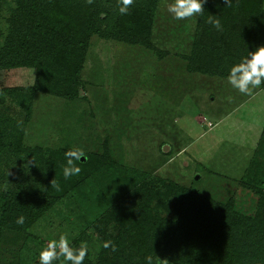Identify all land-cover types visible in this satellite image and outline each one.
I'll return each mask as SVG.
<instances>
[{
	"label": "rangeland",
	"instance_id": "374dc122",
	"mask_svg": "<svg viewBox=\"0 0 264 264\" xmlns=\"http://www.w3.org/2000/svg\"><path fill=\"white\" fill-rule=\"evenodd\" d=\"M155 1L142 40H128L132 31L119 32L120 38L92 34L84 40L83 35L78 75L55 61L38 77L33 70L10 69L15 80L0 72V86L34 87L37 77L31 92L19 90L20 98L1 95L2 117L23 127L20 152L0 158V191L47 189L53 170L63 173L66 153L82 152L81 163L75 161L81 171L69 177L67 192L41 218L21 232L0 227V264H39V249L60 235L74 248L86 246V257L96 263L104 234L115 235L129 210L175 218L176 186L215 202L230 200L244 216L257 213L256 176L264 175V83L241 93L227 76L193 68L200 63L191 54L199 14L176 19L168 10L173 0ZM16 2L0 0V47ZM102 2L116 8L121 0ZM251 18L238 22L240 33L252 30L245 38L247 51L264 44V16ZM162 143L170 145L169 153L161 152ZM35 146L57 156L42 163L25 152ZM154 264L168 262L156 258Z\"/></svg>",
	"mask_w": 264,
	"mask_h": 264
},
{
	"label": "trees",
	"instance_id": "16d2710c",
	"mask_svg": "<svg viewBox=\"0 0 264 264\" xmlns=\"http://www.w3.org/2000/svg\"><path fill=\"white\" fill-rule=\"evenodd\" d=\"M91 1L93 3L79 6L66 5L58 0H17L0 47V72L4 70L15 80L10 69L33 70L38 77L46 63L55 61L78 75L83 35L84 40L92 34L120 38L119 32L127 35L132 31L129 37L133 40H128L146 38L155 0H133L127 14H120L119 6L106 7L102 0ZM262 2L204 0L191 50L192 56H196L194 59H200V63L195 61L191 66L227 76L230 67L239 61L243 52H247L245 38L252 35L251 29L240 33L238 22H252L251 17L264 16ZM212 19L220 20L221 30L213 26ZM124 21L125 26L122 25ZM101 24L104 27H99ZM19 81L20 78L12 82ZM34 87L17 83L0 86V105L2 94L20 98V91L31 92ZM26 107L25 119L31 109ZM2 116L0 110V158L7 152H20L23 127V122L7 121ZM164 145H160L161 152L169 153L170 145L166 146L167 149ZM25 152L33 154L36 160H44L42 163L45 164L57 156L49 149L36 146L26 148ZM52 175V181L45 183L47 189L44 190H1L0 227L21 232L41 218L71 184L70 178L65 179L59 167ZM256 180L260 189L254 216L240 214L233 209L230 200L215 202L197 190L176 186L178 193H174L172 200L175 218L166 220L157 212L129 210L115 235L104 234L97 262L93 263L85 256L83 264H154L156 258L168 264H264V175L256 176ZM19 216L25 218L23 224L16 223ZM105 243L108 247L104 246ZM127 253L130 257L126 256Z\"/></svg>",
	"mask_w": 264,
	"mask_h": 264
},
{
	"label": "clouds",
	"instance_id": "9594fccd",
	"mask_svg": "<svg viewBox=\"0 0 264 264\" xmlns=\"http://www.w3.org/2000/svg\"><path fill=\"white\" fill-rule=\"evenodd\" d=\"M231 0H225L230 3ZM133 0H121L118 7L120 14L129 12V5ZM204 0H173L169 5V12L174 14L176 19L193 17L201 13ZM210 22L217 30L222 29L219 19H212ZM228 82L241 93H249L252 88L264 83V44L248 49L247 54L242 56L238 62L234 63L227 75ZM82 152L79 150H70L66 153V166L63 169L64 178L77 175L81 169L75 161H79ZM24 217L19 216L16 219L17 224L24 223ZM108 247V243L104 244ZM87 254V247L81 246L74 248L67 235H60L58 238L49 239L38 251L39 264H53L54 261L61 260V264H83Z\"/></svg>",
	"mask_w": 264,
	"mask_h": 264
}]
</instances>
